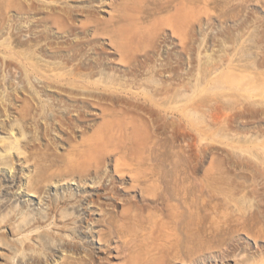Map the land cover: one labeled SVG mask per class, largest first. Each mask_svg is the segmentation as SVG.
<instances>
[{
  "label": "rangeland",
  "instance_id": "1",
  "mask_svg": "<svg viewBox=\"0 0 264 264\" xmlns=\"http://www.w3.org/2000/svg\"><path fill=\"white\" fill-rule=\"evenodd\" d=\"M0 137V264H264V0H0Z\"/></svg>",
  "mask_w": 264,
  "mask_h": 264
},
{
  "label": "bare ground",
  "instance_id": "2",
  "mask_svg": "<svg viewBox=\"0 0 264 264\" xmlns=\"http://www.w3.org/2000/svg\"><path fill=\"white\" fill-rule=\"evenodd\" d=\"M161 8V7H160ZM34 9V8H33ZM64 9V8H63ZM30 10H31V8H30ZM68 10V9H67ZM71 10L69 9L68 11H66V9H65V11L63 10V12L64 13H66V14H62V16H60L61 18L63 17V19L62 20H60L61 21V23H59L58 21H55L54 20V23H56L57 22V24L59 23V24H66V26H67V28H66V30H68V31H70V30H72V28L74 27L73 26V22L71 21V12H70ZM34 12V11H33ZM82 12V11H81ZM49 13V12H48ZM53 13V12H52ZM59 13V12H58ZM50 14H51V12H50ZM54 14V13H53ZM52 14V15H53ZM80 14V13H79ZM58 14L56 13L55 14V17L57 16ZM60 15V14H59ZM64 15V16H63ZM49 17V16H48ZM51 18H52V16H50ZM49 17V18H50ZM58 17V16H57ZM48 18V19H49ZM53 20V19H52ZM31 69V68H30ZM29 69V70H30ZM33 70V69H32ZM51 85V84H50ZM26 114V113H25ZM34 117V116H33ZM37 124V123H36ZM4 137H0V139H3ZM18 140H7V141H4V142H6L7 144H5V146H4V150L7 152V151H10V150H13L14 148H16L17 147V145H18V142H17ZM14 151V150H13ZM23 225V224H22ZM30 230V229H29ZM34 232V231H33ZM48 236H49V234H48ZM51 236V235H50ZM44 239V238H43ZM42 242V241H41ZM42 246H43V249L45 248V249H49L50 247H51V245L50 244H48V243H46L45 241H43V243L41 244ZM27 246V245H26ZM53 246V245H52ZM70 246H72V247H74V246H77L76 244H74V245H71L70 244ZM22 251V250H21ZM37 257V256H36ZM39 259V258H38ZM70 264V263H69Z\"/></svg>",
  "mask_w": 264,
  "mask_h": 264
}]
</instances>
